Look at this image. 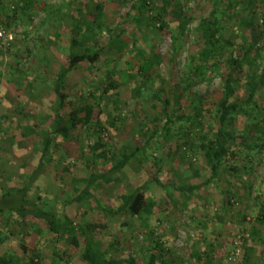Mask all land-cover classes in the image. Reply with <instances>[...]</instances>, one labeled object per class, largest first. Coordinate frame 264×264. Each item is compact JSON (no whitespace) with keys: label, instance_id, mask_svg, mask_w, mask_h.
I'll return each instance as SVG.
<instances>
[{"label":"rangeland","instance_id":"obj_1","mask_svg":"<svg viewBox=\"0 0 264 264\" xmlns=\"http://www.w3.org/2000/svg\"><path fill=\"white\" fill-rule=\"evenodd\" d=\"M213 3L149 0V11L138 21L142 0H0V18L9 39L8 44L0 40V195L27 181L40 162L59 106L47 80L66 62L71 32L83 26L84 40L93 49L91 31L86 29L89 24L101 25L104 30L97 39L106 46L100 58L94 66H78L65 90L71 106L102 105L100 131L73 129V139L64 143L54 138L56 145L45 158L46 168L31 190L33 197L77 223L102 225L94 232L108 257L147 263L158 241L159 264L162 260L164 264H242L247 252L249 264H264V219H259L264 215V147L255 150L252 158L245 148L240 166L224 170L214 183L193 193L177 189L210 176L201 142L208 125L216 123L227 67L207 66L179 103L174 95L187 84L190 54L201 50L197 27L212 19ZM263 9L264 0L238 2L233 30L226 31L239 45L262 48L260 57L251 56L245 63L247 75L240 81V93L246 98L257 83L251 106L256 103L258 110H264ZM163 21L165 29L160 28ZM57 31L63 33L59 41L54 37ZM113 37L120 41L112 45ZM119 43L127 45L121 50ZM148 62L153 64L148 67ZM113 81L118 86L105 94V86ZM168 98L170 122L165 110ZM263 116L244 125L238 122L235 135L248 132L250 141L255 137L264 141ZM138 148L123 170L93 188L112 210L126 194L143 189L147 199L140 215L128 211L114 215L93 201L74 202L78 187L93 172H108L123 150ZM33 227L22 224L15 214L0 215V228L10 236L7 247L19 258L25 246L26 254L41 256L42 264H89L81 257L82 248L57 239L45 226L40 225V231Z\"/></svg>","mask_w":264,"mask_h":264},{"label":"trees","instance_id":"obj_2","mask_svg":"<svg viewBox=\"0 0 264 264\" xmlns=\"http://www.w3.org/2000/svg\"><path fill=\"white\" fill-rule=\"evenodd\" d=\"M241 1L214 0L213 10L211 11L212 19L202 20L197 27L199 32L198 42L201 50L200 52H192L190 54L188 61L190 73L186 78L187 84L174 95V101L179 103L181 96L188 92L204 76L207 66L210 65L212 69L216 70L224 66L227 67L228 72L223 76V97L219 102L218 110L215 114L216 123L208 125V132L203 133V140L201 142V148L207 158L210 176L206 181L201 183L191 182L177 186V189L182 192L193 193L205 185L218 181L224 170L229 171L238 168L241 164L242 152L245 148L249 150L246 156L252 158L255 150H260L264 147V141L261 137H255L254 140L252 139L253 141H250L248 132L239 136L235 135L238 122L244 125L252 118L257 119L260 114L264 113L263 108L256 109L258 106L256 103L251 106L257 83H254V89H252L248 98L240 93V81L247 75L244 70L245 63L249 61L251 56L255 58L260 57L262 48H256V45L253 43L247 47L239 45L235 37L232 38L228 32L226 33L229 29L228 27H231V30H233L234 22L236 21V8L238 2ZM148 2L149 0H142V5L140 6L141 12L137 18L138 21L144 12L149 11ZM261 19L264 26V9L261 11ZM166 27L167 23L163 21L160 24V28L165 29ZM62 30L67 32L69 28H63ZM86 30L91 31L89 39L93 49L84 40V27L77 25L76 30L71 32L70 35L69 49L71 52L66 62L53 79L47 80V84L59 98V106L56 110L54 124L45 136V148L40 162L27 181L17 185L11 191L0 195V215L15 214L22 224H31L35 230L40 231V225L47 227V230L57 239H66L73 247L82 248L81 257L89 264H159L160 253L158 250L161 249L162 245L158 241L155 242V246L153 247L155 251L151 253L147 263L138 261L135 258L120 259L118 257H108L107 253L100 248L94 232L97 226L102 225L90 222L77 223L70 215H59L52 205L44 204L41 198L36 199L31 194L34 184L46 168L47 162L45 158L48 157L52 145H56L54 138H58L57 141L64 143L73 139V129L86 127L96 132L100 131L101 116L103 114L102 105L100 103H85L81 106H71L67 100L68 94L65 91L70 81V75L78 66H94L106 46L105 43L97 39V35L104 30L101 25L95 27L94 24H89ZM62 35L61 31H57L54 37L59 41ZM261 36L264 38V28ZM252 37L254 40H259L255 36ZM118 38L113 37L111 44L113 45ZM126 45V43H119L117 46L123 50ZM80 47H84V50L81 52L78 51ZM152 64L153 62L147 63L148 67ZM141 69L143 70L144 68L141 67ZM147 69L145 68L146 71ZM251 76L252 79H256L255 74ZM261 81L264 82V67ZM117 86L115 81L107 84L104 93L108 94L111 89H115ZM171 104L172 100L166 99L165 110L168 112L169 122L171 121V114L169 113L172 109ZM262 121H264V116ZM167 131L168 129L165 128L163 133L166 134L168 133ZM139 150L140 148L134 151L123 150L120 158L114 161V165L111 166L108 172L101 174L93 172L89 179L82 182L83 185L78 187L77 195L73 199L74 202L93 201L101 209L114 215H122L127 211L131 212L134 216L140 215L146 206L147 199L143 189L126 194L123 203L117 209L112 210L103 205L93 188L101 179L110 181L113 175L127 166ZM244 167L247 168L245 165ZM154 178L160 186L163 188L167 187V184L158 178L157 175ZM259 219L263 220L264 215L263 218ZM258 232L259 230L254 227L253 233L258 234ZM9 241L10 236L0 228V264H42V258L38 253L26 254L28 249L25 246H22L25 253L19 258L7 247ZM248 251H252V247ZM56 254L59 255L58 252ZM249 263L250 252H247L244 255L242 264ZM161 264H164L163 260Z\"/></svg>","mask_w":264,"mask_h":264},{"label":"built area","instance_id":"obj_3","mask_svg":"<svg viewBox=\"0 0 264 264\" xmlns=\"http://www.w3.org/2000/svg\"><path fill=\"white\" fill-rule=\"evenodd\" d=\"M0 40L4 44H8V41H9L6 27H5L3 20L1 18H0Z\"/></svg>","mask_w":264,"mask_h":264}]
</instances>
